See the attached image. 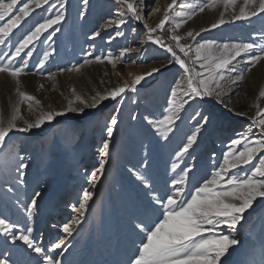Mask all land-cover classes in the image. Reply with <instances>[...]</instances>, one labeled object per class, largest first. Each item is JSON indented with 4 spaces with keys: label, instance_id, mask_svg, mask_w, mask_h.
I'll use <instances>...</instances> for the list:
<instances>
[{
    "label": "rangeland",
    "instance_id": "rangeland-1",
    "mask_svg": "<svg viewBox=\"0 0 264 264\" xmlns=\"http://www.w3.org/2000/svg\"><path fill=\"white\" fill-rule=\"evenodd\" d=\"M63 2L49 0L54 7L44 5L26 17L0 45V60L5 63L11 60L22 35L38 21L43 22L44 18L53 16ZM132 2L139 3L140 0ZM208 2L176 0L173 10L168 12L169 21L164 29L152 34L154 39L158 38L166 46L173 47L190 68L201 72V78L208 77L209 73L208 66L201 68L202 61L196 60L195 48L199 44L211 41L215 47L225 43L255 42L264 46V13L246 20H235L232 9L225 11L222 0H218L216 7L205 8L201 12L200 8ZM23 3L24 0H18L17 8ZM171 3L172 0H143V7L137 10L144 19L137 21L116 0H89L87 6L82 0H66L65 19L60 25L53 26L60 30L51 36L52 29L43 32L21 53V57L28 61L27 74L21 76V88L36 96L44 111L62 110L70 100L75 101L76 95L91 100L98 93L123 86L125 81L131 82L134 75L145 73L153 64L161 66L159 73L136 85L135 92L128 90L116 100L109 98L97 108L86 109L84 114L67 113L29 133L13 130L6 137V148L0 149V218L18 223L21 227L25 224L31 227L36 243L43 246L45 252L59 264H129L140 241L135 224L141 220L148 222L153 215L148 190L135 173L145 176L152 188L163 194L169 190L180 168L185 163H194L195 168L186 185L187 195V189L210 178L217 165L222 163L231 141L240 138L239 134H246L251 139L264 138L258 127L253 125V118L259 119L254 105L259 104L260 110H264V98L258 95L264 88V60L252 67L250 72L245 71L251 67L250 53H241L227 68L216 73L217 77H225L220 83L228 89L223 96L227 108L214 97H184L189 99V103L180 114L182 120L177 122L178 129L170 134L167 141L148 124L145 117L161 118L168 106L171 90L184 76L183 69L172 59L166 47L147 39L148 28L156 27ZM242 4L243 0H237V11ZM81 11L85 13L83 17ZM192 13L195 15L188 19ZM15 14L16 9L12 15ZM221 15L225 23L212 28L211 25L218 23ZM120 16L127 23L119 27L124 34L117 36L116 25L109 28L104 25ZM9 18L6 17L0 24L6 23ZM184 20L187 23H182ZM177 23L181 26L173 31ZM96 31H100V36H94ZM188 31H193L194 37H188ZM174 34L183 38L181 43L191 47L189 56L185 57L176 48L171 39ZM128 48L132 51H125ZM29 49L32 50L31 57L25 56ZM122 52L124 55L121 57ZM45 53L48 57L40 68ZM254 53L259 54V49ZM109 54L113 58L120 57L115 67L107 60L96 62L95 57H107ZM21 57H16L12 63L20 66ZM85 59L92 63L84 64ZM81 64L84 66L79 71L67 70ZM241 73L244 79L233 83ZM15 87L12 78L0 74V116L5 121L18 100ZM76 106H79L78 102ZM20 107L21 113L29 120L39 114L35 106L32 112L27 111L26 103ZM197 112L201 116H210L209 123L201 129L194 150H190L194 159L186 156L183 162H178L175 154L186 134L195 129L200 119L195 115ZM113 116L118 124L114 126L109 155L104 157L102 144L107 138L106 128ZM18 124L22 126L20 121ZM232 147L239 151L244 144ZM18 155L25 157L29 164L23 170V184L18 182V173L15 172ZM261 156L264 152L259 153L252 164L234 172L243 176ZM102 159L107 160L104 173H97V182L92 187V173L97 172ZM173 162L179 163L176 172L171 169ZM37 190L42 192V196L38 198L35 215L28 218L21 205L28 203ZM85 190L92 191L94 195L89 201L88 211L74 226L72 235L68 236L62 231V223H69L78 215L74 208L79 204H75L74 197L78 195L79 203L82 202ZM48 208L51 214L47 218ZM244 216L236 230L241 243L234 246L235 251L229 250L228 264H264V198H258ZM45 221L48 228L43 229ZM221 230L227 234L226 229ZM61 238L65 240L67 251L51 247ZM5 258L9 264H44L38 254L21 242H5L0 234V260Z\"/></svg>",
    "mask_w": 264,
    "mask_h": 264
},
{
    "label": "snow or ice",
    "instance_id": "snow-or-ice-1",
    "mask_svg": "<svg viewBox=\"0 0 264 264\" xmlns=\"http://www.w3.org/2000/svg\"><path fill=\"white\" fill-rule=\"evenodd\" d=\"M116 2L126 8L127 12L135 20L142 21L144 19L137 10L139 7H143V0H140L139 3H134L132 0H116ZM217 2L218 0H209L204 7L200 8V11L203 12L205 8L216 7ZM222 2L225 6V11L228 8L232 9V18L235 20H246L252 16L264 13V0H243V4L239 7L238 11L237 0H222ZM82 3L84 6H87L89 0H82ZM17 4L18 0H7V2L6 0H0V21H4L6 17H10L6 23L0 24V45L4 44L5 39L12 33L13 29L17 28L36 9L43 8L44 5L54 7V5L49 4V0H24L23 6L19 8H17ZM65 5L66 0L61 3L59 10L53 16L44 18L43 22L38 21L22 35L18 45L15 47L11 60L7 63L0 60V74H6L15 81V92L18 96L17 102L12 106L10 117L5 121L0 116V149L6 148V137H9V134L13 130L20 133H29L34 129H40L45 123H51L57 117L65 116L67 113L84 114L86 109L97 108L103 101L109 98L116 100L118 97H122V94L128 90L135 92L136 85L141 84L147 77H151L161 71V67L152 68L145 73L134 75L131 82L125 81L123 86L115 87L103 94L98 93L92 96L91 100H86L84 97L76 95L75 101L70 100L64 109L59 111H44L41 101L21 88V76L27 74L25 69L28 66L27 59L21 57V53L29 45L33 44V41L38 39L43 32L52 29L53 31L49 33V36H51L60 30L53 26L60 25L64 21ZM175 5L176 0H172V3L168 5L163 18L156 27L148 28L147 36L149 41H153L161 47H166L172 59L184 71V76L171 90L168 106L164 109L161 118L149 119L145 117L148 124L165 141L169 140L170 134L178 129L177 122L182 120L180 114L185 109V105L189 103V99L184 97L191 99L214 97L221 104H224L223 96L227 94L228 89L220 81L225 80V77L223 75L217 77L216 73L221 69L227 68L241 53L251 54L249 59L251 67L245 69L248 72L252 70V67H255L256 64L264 60V46L258 45L255 42L231 45L225 43L213 47V42L206 41L195 48L196 60L202 61L200 67L204 68L205 65L208 66V77L201 78L203 74L190 68L185 60L177 55L173 47L166 46L162 40L158 38L154 39L152 35L158 29H164L165 24L169 21L168 12L172 11ZM14 9H16V14L12 15ZM84 14V11L80 12L81 17ZM194 15L195 13H192L188 19H192ZM126 23L127 21L120 16L117 19L107 21L104 27L109 28L116 25V35L122 36L124 33L119 30V27ZM182 23H187V20L182 21ZM224 23L225 19L221 15L218 23L212 24L211 27L216 28L218 25ZM180 26L181 24L177 23L173 31ZM132 31L135 32V29H132ZM196 35H199V33H196ZM94 36H100V31H96ZM187 36L194 37L193 31H188ZM171 39L175 42L176 48L185 57L189 56L191 47L181 43L183 38L180 35L174 34L171 36ZM256 49H259V54L254 53ZM125 51L131 52L132 49L128 48ZM31 55L32 50L29 49L25 53V56L31 57ZM123 55L124 52L121 53V57ZM16 57H21L20 66L12 63V60H15ZM47 57L48 54L45 53L43 60L40 61V68H43ZM118 59L120 57L113 58L111 54L107 57H95L96 62L103 63L104 60H107L113 67L116 66ZM90 63H92L91 60L85 59L84 64ZM84 64L67 70L79 71ZM243 79L244 75L241 73L232 82L234 83L236 80ZM40 87L42 88L43 85H40ZM73 92H75V89H73ZM258 95L260 98H264V88L259 91ZM76 102H78L79 106H76ZM25 103L27 104L28 112H32L34 106L38 109L39 114L35 119L29 120L21 113L20 105ZM254 106L258 109L257 117L259 119L253 118V125L258 127L261 137H264V110H260L259 104ZM224 107L227 108L228 106L224 104ZM228 110L232 111V109ZM116 111L119 112V108ZM195 115L200 117V119L195 129L190 134H186L184 141L179 146V150L175 154L176 161L178 162H183L186 156L194 159L190 150H194V145L197 144L201 129L209 123L210 116H201L199 112ZM18 121L21 122L22 126L18 124ZM117 124V118L115 116L111 117L110 125L106 128L107 138L103 141L101 149L104 157L109 155L114 126ZM251 127H249V130H251ZM239 135V139L231 141L229 150L222 157V163L217 165L216 169L211 173L210 178L204 179L198 185H193L191 189H187V195H185L186 185L190 173L195 168L194 163H185V166L180 168L179 173L172 179L169 190L163 194L156 192L145 176L139 172L135 173L137 179L148 190L149 205L153 209V215L148 222L141 220L135 224L140 235V241L136 252L130 258L129 264H228L227 256L230 255L229 250L235 251L234 246L241 243L236 235L237 226L241 225V221L245 219V212L253 208L254 202L258 198H264V156H261L257 163L252 165L251 169L246 171L243 176H239L234 172L236 169H241L243 166L252 164V161L257 158L258 154L264 152V138L251 139L246 134L241 133ZM241 144H244L242 150L236 151L232 147ZM16 159L15 172L18 173V182L23 184V177L25 175L23 170L27 169L29 164L23 156L18 155ZM178 162L172 163L171 169L173 172H176L177 168H179ZM106 163L107 160L102 159L97 172L92 173V187H95L97 182V173L103 175ZM93 195L92 191L85 190L79 207L74 208L78 215L71 219L69 223L63 224L62 231L68 236L72 235L74 226L81 222L85 212L88 211V204ZM41 196L42 192L37 190L33 193L28 203L21 205L28 218L35 215L38 207L37 201ZM17 203L21 204L20 201H17ZM221 229H226L227 234ZM0 234L3 235L5 242L9 240L12 244L21 242L27 249L38 254L44 264H59L58 260L45 252L43 246L36 243L32 237V228L28 227L27 224L21 227L18 223L10 222L6 218H0ZM51 247L52 249H61L62 252L67 251L63 238L53 243ZM0 264H9V261L5 258L0 260Z\"/></svg>",
    "mask_w": 264,
    "mask_h": 264
},
{
    "label": "bare ground",
    "instance_id": "bare-ground-1",
    "mask_svg": "<svg viewBox=\"0 0 264 264\" xmlns=\"http://www.w3.org/2000/svg\"><path fill=\"white\" fill-rule=\"evenodd\" d=\"M98 67V66H97ZM155 67H161L160 65H152V66H150V68L149 69H146V72L147 71H149V70H151L152 68H155ZM99 68V67H98ZM114 71H115V69H114ZM106 72H107V70H106ZM75 198V204L76 205H78L79 204V197H78V195H76V197H74ZM50 203V202H49ZM59 207V206H58ZM68 210H73V209H68ZM50 214H51V210L48 208V210H47V213H46V216H47V218L50 216ZM58 215H61L60 217L62 218L63 217V215L62 214H58ZM57 215V216H58ZM65 216V215H64ZM60 223V222H59ZM65 223V222H64ZM64 223H62V224H64ZM46 227L48 228V226H47V224H46V221L44 222V228L43 229H46Z\"/></svg>",
    "mask_w": 264,
    "mask_h": 264
}]
</instances>
